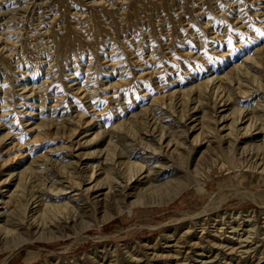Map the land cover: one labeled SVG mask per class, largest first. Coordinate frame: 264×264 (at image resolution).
Listing matches in <instances>:
<instances>
[{
  "label": "rangeland",
  "instance_id": "rangeland-1",
  "mask_svg": "<svg viewBox=\"0 0 264 264\" xmlns=\"http://www.w3.org/2000/svg\"><path fill=\"white\" fill-rule=\"evenodd\" d=\"M260 113L264 0H0V264H264Z\"/></svg>",
  "mask_w": 264,
  "mask_h": 264
},
{
  "label": "bare ground",
  "instance_id": "bare-ground-1",
  "mask_svg": "<svg viewBox=\"0 0 264 264\" xmlns=\"http://www.w3.org/2000/svg\"><path fill=\"white\" fill-rule=\"evenodd\" d=\"M92 15V14H91ZM75 32V31H74ZM53 37V36H52ZM54 38V37H53ZM67 40V39H66ZM63 41V40H62ZM55 43V42H54ZM63 42H61V41H59V40H57L56 41V43H55V46H56V48L58 49V50H60V48H61V50H62V46L64 45V43L66 44V42H64L63 44H62ZM56 50V49H55ZM58 53V52H57ZM55 59H56V57H55ZM247 60V59H246ZM260 60V59H259ZM259 60H257V58L256 57H250L246 62H244V63H246L245 65H243V68L242 69H240L239 67H237V70H236V74H235V76L237 77V85H236V89L238 90V93H239V91H241V85H240V82L238 83V81L241 79V78H247V72L249 73L250 71H253V72H255L256 73V71L258 72V69L259 68H257V66L259 67L260 65H258V64H260L259 63ZM239 73H240V75H239ZM258 75V74H257ZM249 77V76H248ZM226 78V77H225ZM247 80V79H246ZM230 82V81H229ZM236 82V81H235ZM214 90V89H213ZM228 91V95H226V100H228L232 95H231V91L232 90H227ZM246 92H243V94H245ZM233 94V93H232ZM235 94V93H234ZM237 94V93H236ZM234 97V96H233ZM233 97H231V98H233ZM237 97V96H236ZM224 98V97H223ZM239 99H240V97H239ZM258 106V105H257ZM256 106V107H257ZM255 107V106H254ZM258 107H260L261 108V105L260 106H258ZM263 107V106H262ZM183 108V107H182ZM254 109H256V108H254ZM239 112H241V110L239 109L238 110V113ZM258 112V111H257ZM254 114V113H253ZM254 116H256L255 117V120L253 121V117L251 118V120H250V123H255V121L256 120H258V119H260V118H264V114H256V115H254ZM243 117H244V115H242L241 117H236V119H234L233 121H232V124L233 123H235V122H237L238 121V119L239 120H242L243 119ZM250 118V117H249ZM249 118H247V119H249ZM262 120V119H261ZM155 122V121H154ZM202 122V121H201ZM148 123V122H147ZM136 124V123H135ZM149 124V123H148ZM153 124V123H152ZM144 125V124H143ZM153 125H155L156 126V124H153ZM146 126V125H145ZM144 127V126H143ZM132 128L135 130V131H137L138 132V130H139V127L137 126V124L136 125H133L132 126ZM153 128H154V126H153ZM152 128V129H153ZM144 129V128H143ZM148 129V128H147ZM147 129H144V130H147ZM155 129V128H154ZM164 129V128H163ZM157 130H159V129H157ZM140 132V131H139ZM133 133V132H132ZM173 133V132H172ZM180 133V132H179ZM182 133V132H181ZM141 134H142V132H141ZM143 134L145 135V133H144V131H143ZM159 135H160V131H159ZM162 135V134H161ZM141 136V135H140ZM168 136H170V135H168ZM124 137V136H123ZM134 137V136H133ZM171 137V136H170ZM174 137V136H173ZM172 138V137H171ZM171 138L169 139H166V146L167 145H169V143H170V141H171ZM161 140V136H159V138H158V141H160ZM136 146V145H135ZM141 151V150H140ZM142 152V151H141ZM153 152V151H152ZM125 153V152H124ZM123 153V154H124ZM106 154H108V153H106ZM112 154V153H111ZM126 154V153H125ZM130 153H128L127 155H129ZM140 154V153H139ZM115 155V154H114ZM108 155H106V157H107ZM112 156V155H111ZM112 157H114V156H112ZM124 157V156H123ZM125 157H126V155H125ZM114 159V158H113ZM112 159V160H113ZM125 161V160H124ZM124 161L122 162V163H124ZM122 163H120V165L122 164ZM137 164V163H136ZM65 166V165H64ZM141 166L142 165H140L139 166V168L141 169ZM64 168V167H63ZM139 169V170H140ZM107 171V170H106ZM139 172V171H138ZM91 174H92V170H91ZM54 184V183H53Z\"/></svg>",
  "mask_w": 264,
  "mask_h": 264
}]
</instances>
